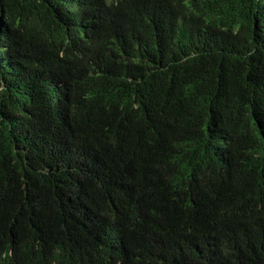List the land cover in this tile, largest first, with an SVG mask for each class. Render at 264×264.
I'll return each mask as SVG.
<instances>
[{"label": "trees", "instance_id": "obj_1", "mask_svg": "<svg viewBox=\"0 0 264 264\" xmlns=\"http://www.w3.org/2000/svg\"><path fill=\"white\" fill-rule=\"evenodd\" d=\"M0 264H264V0H0Z\"/></svg>", "mask_w": 264, "mask_h": 264}]
</instances>
